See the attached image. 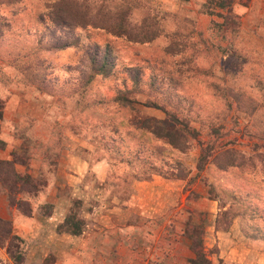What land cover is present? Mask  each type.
Here are the masks:
<instances>
[{"label": "rangeland", "instance_id": "rangeland-1", "mask_svg": "<svg viewBox=\"0 0 264 264\" xmlns=\"http://www.w3.org/2000/svg\"><path fill=\"white\" fill-rule=\"evenodd\" d=\"M226 4L0 0V264H264V0Z\"/></svg>", "mask_w": 264, "mask_h": 264}, {"label": "crops", "instance_id": "crops-1", "mask_svg": "<svg viewBox=\"0 0 264 264\" xmlns=\"http://www.w3.org/2000/svg\"><path fill=\"white\" fill-rule=\"evenodd\" d=\"M133 204L132 201H129V207L127 209H123L122 211H117L118 217L115 218L114 215L110 214L108 215V223H110L111 226H115L116 225V231H117V237L120 240V242H122L123 244L128 241L126 237H135V234L133 235V233L135 232V229H137L138 227L135 226L136 224L134 223V221L136 220L137 214H133V210H131V205ZM10 210H8V213L10 212V215L12 216V220L14 221L16 227L18 228V230H20L21 235H25L28 232H30V230H34L33 227L38 228V225H40V219L38 218V216H36L35 214H33L32 216H22V215H17L12 208H9ZM132 212V213H131ZM127 217V218H126ZM132 217V218H130ZM134 217V218H133ZM132 219V220H130ZM49 220H52V222L54 223V225L56 226L57 223L60 222V218L57 217L56 215L54 216H50ZM115 220V221H114ZM110 221V222H109ZM112 223V224H111ZM229 234V232H226ZM128 240V241H126ZM124 245V246H125ZM123 246V249L125 250ZM222 254V253H221ZM229 255H231V253H229ZM246 256L252 255V254H248L246 252L245 254ZM225 259H231L232 256H224ZM245 260L247 258H244ZM231 263V262H230ZM244 264H249V263H244Z\"/></svg>", "mask_w": 264, "mask_h": 264}, {"label": "trees", "instance_id": "trees-1", "mask_svg": "<svg viewBox=\"0 0 264 264\" xmlns=\"http://www.w3.org/2000/svg\"><path fill=\"white\" fill-rule=\"evenodd\" d=\"M211 3H214L215 5H217V6H221V7H225L227 4H226V1L227 0H209ZM230 1V0H229ZM211 11V10H210ZM208 12H209V10H208ZM209 13H212V12H209ZM77 15H80V14H77ZM74 16V15H69V14H67V13H65V12H62V13H59V12H56L53 16H52V20H53V22L55 23V24H61V23H63V24H65V25H68V24H72V20L73 19H77L78 20V22H80V23H84V20L85 21H87V20H89V16H88V12L87 13H84L83 15H84V18L82 17V15H80L83 19H81V17L80 16ZM71 19V20H70ZM108 56H104L103 57V61L101 62V63H99V62H97L98 64H97V66L96 67H94V68H96L97 69V72H99V71H107V69L110 67H108ZM154 133H156L157 135H166V136H169V140H170V142L171 143H175V138H174V136L175 135H173L174 134V132H172V131H168V132H166L165 134H161V132H159V131H157V129L154 131ZM30 213V212H29ZM71 221L72 220V218H67V221ZM72 234H79L80 233V229H78V227H76L75 226V228H74V230H71L70 231ZM206 258L205 259H202L201 261H202V263H207L206 262Z\"/></svg>", "mask_w": 264, "mask_h": 264}]
</instances>
